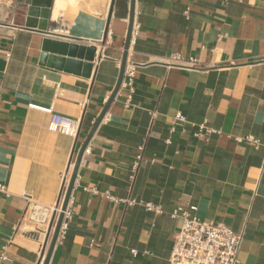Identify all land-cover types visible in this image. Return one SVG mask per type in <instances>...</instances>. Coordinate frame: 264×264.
<instances>
[{"label":"crops","instance_id":"1","mask_svg":"<svg viewBox=\"0 0 264 264\" xmlns=\"http://www.w3.org/2000/svg\"><path fill=\"white\" fill-rule=\"evenodd\" d=\"M32 1L0 0V264H44L53 230L24 217V196L62 202L116 85L129 18L130 0H51L46 36L26 28ZM134 12V92L119 89L91 137L48 264H169L170 215L189 207L242 235L238 264H264V0H135ZM45 38L94 46L89 77L40 65ZM177 55L197 68L167 66ZM29 105L78 122L76 135ZM200 125L212 133L195 137Z\"/></svg>","mask_w":264,"mask_h":264},{"label":"built area","instance_id":"2","mask_svg":"<svg viewBox=\"0 0 264 264\" xmlns=\"http://www.w3.org/2000/svg\"><path fill=\"white\" fill-rule=\"evenodd\" d=\"M228 1V0H225ZM240 1V0H234ZM135 25L133 24L132 37L134 36ZM167 66H177L185 69L197 68V60L189 58L187 60L181 56H174L166 61ZM134 77L135 66L127 63L124 68L123 79L120 89H125L130 95L134 92ZM2 104V93L0 89V106ZM29 108L41 111L50 115L48 129L62 135L74 137L78 131L79 123L73 121L65 116L53 112V107H38L31 106ZM176 120L184 122V118L180 115L175 117ZM212 133L204 125L198 127L195 137H202ZM88 150L85 149L84 153ZM152 159L150 162H153ZM144 162L142 154L136 156L135 161L131 167V175L129 177L130 183L134 182L135 175ZM70 174L66 173L63 180L68 185ZM7 193L5 186L0 185V194ZM27 206L24 210V217L35 225H50L52 223V230L61 212V203H57L52 207H45L38 205L31 200L30 196H24ZM72 198L70 197L56 243L63 239L67 224L71 213L69 211V204ZM147 211H155L160 213L159 208L146 204ZM196 208L189 207L187 209L177 208L172 211L171 218L180 220V227L173 237V246L169 255V264H238L239 252L242 242V235L235 233L232 229L223 223H215L212 221H204L196 216Z\"/></svg>","mask_w":264,"mask_h":264},{"label":"water","instance_id":"3","mask_svg":"<svg viewBox=\"0 0 264 264\" xmlns=\"http://www.w3.org/2000/svg\"><path fill=\"white\" fill-rule=\"evenodd\" d=\"M51 0H33L31 6L27 12L26 19V28L35 29L37 32L44 34L46 36H52L53 34L47 32L48 26V15H49V7ZM135 11V0H130V8H129V18H128V26L127 32L125 36V42L123 47V54L120 63L119 76L116 82V85L104 106L103 110L99 114L96 122L94 123L93 128L89 132L82 146L77 152V156L73 165L72 172L70 174V179L66 188V192L63 198V202L61 205V212L58 215L56 223L54 225V229L52 232V236L50 239L49 247L45 256L44 264H48L50 255L52 250L56 244V240L58 237V233L60 231V227L62 225L64 212L67 209L71 193L75 184L77 170L82 159L83 153L88 146V143L96 131L98 125L102 121L104 115L106 114L109 105L113 101L117 92L120 89L124 68L126 66L127 54L131 42L133 23H134V12ZM96 49L94 46L85 47L78 46L75 44H66L57 41H53L50 39H43L41 43V53L39 63L40 65L47 66L51 69L55 70H64L68 73L80 74L85 78H88L91 71V63L94 61ZM52 227V223H51Z\"/></svg>","mask_w":264,"mask_h":264},{"label":"bare ground","instance_id":"4","mask_svg":"<svg viewBox=\"0 0 264 264\" xmlns=\"http://www.w3.org/2000/svg\"><path fill=\"white\" fill-rule=\"evenodd\" d=\"M68 2H69L70 4H73L74 2H76V0H68ZM58 4L61 5V3H59V2H58Z\"/></svg>","mask_w":264,"mask_h":264},{"label":"rangeland","instance_id":"5","mask_svg":"<svg viewBox=\"0 0 264 264\" xmlns=\"http://www.w3.org/2000/svg\"><path fill=\"white\" fill-rule=\"evenodd\" d=\"M75 5V2L72 4V6Z\"/></svg>","mask_w":264,"mask_h":264}]
</instances>
